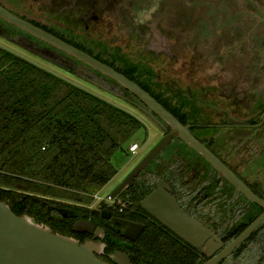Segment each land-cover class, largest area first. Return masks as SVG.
<instances>
[{"label":"flooded vegetation","instance_id":"obj_1","mask_svg":"<svg viewBox=\"0 0 264 264\" xmlns=\"http://www.w3.org/2000/svg\"><path fill=\"white\" fill-rule=\"evenodd\" d=\"M0 5L138 84L257 198H249L207 156L173 136L133 185L112 197L138 163L107 200L77 205L71 210L74 223L61 218L54 225L57 232L81 243H101L97 255L110 264H117V254L127 256L125 264H205L253 226L217 264H264V0H0ZM0 31L7 36L0 35L1 40L80 79L17 41L58 52L76 69L121 86L1 16ZM122 88L131 100L126 102L159 128L157 144L173 133L169 123ZM162 180L179 206L213 233L219 248L211 257L141 205L129 206L135 185L143 183L144 191L152 192ZM116 219L144 227L131 240ZM79 220L103 233L75 231Z\"/></svg>","mask_w":264,"mask_h":264},{"label":"trees","instance_id":"obj_2","mask_svg":"<svg viewBox=\"0 0 264 264\" xmlns=\"http://www.w3.org/2000/svg\"><path fill=\"white\" fill-rule=\"evenodd\" d=\"M142 126L128 110L0 46V201L17 215L54 232L61 218L72 225L71 210L91 205L114 179L112 158ZM134 188L133 208L151 193L143 183Z\"/></svg>","mask_w":264,"mask_h":264},{"label":"water","instance_id":"obj_3","mask_svg":"<svg viewBox=\"0 0 264 264\" xmlns=\"http://www.w3.org/2000/svg\"><path fill=\"white\" fill-rule=\"evenodd\" d=\"M0 16L33 36L81 60L88 66L100 71L102 74L111 77L121 86L115 85L103 76L98 77L90 70L76 69L70 62L64 61L65 59H63L58 52L42 48L30 41L22 39L17 41V44L20 46L63 69L72 70L73 73H77L79 77L85 79L88 83L114 97L131 102L130 98L124 94L122 87L127 88L173 128V133L162 139L148 155L137 164L130 175L113 192L112 197L118 195L126 187L133 185L139 173L159 154L169 143L170 139L173 136H178L204 156H207L217 169H219L238 189L243 191L249 198L257 201V198L252 193L241 186L239 179L232 175L223 164L209 156L207 150L193 139L190 133L177 121V119L138 84L130 81L111 67L95 60L72 45L67 44L52 34L10 13L1 5ZM0 35L6 36L1 31ZM139 107L142 108L141 106ZM142 109L157 121L151 112H148L145 108ZM141 207L193 247L198 249L203 248L204 254L211 257L218 250L219 247L213 238V233L179 206L165 180H162L157 188L142 200ZM115 221L125 227L124 237L131 240L136 239L144 227L142 224L128 220L116 219ZM252 229L253 226L232 242L223 252H220L205 264H217L222 258L226 257L237 244L244 240ZM74 230L77 232H95L96 237L100 232L103 233L102 229L97 228L95 230V226L91 222L84 220L77 221L74 225ZM101 248V243H81L72 236L54 232L51 227L38 223L32 216H19L13 212L8 203L0 201V264H110L98 257L97 253L100 252ZM116 256L117 264H125L127 261V256L124 254H117Z\"/></svg>","mask_w":264,"mask_h":264},{"label":"rangeland","instance_id":"obj_4","mask_svg":"<svg viewBox=\"0 0 264 264\" xmlns=\"http://www.w3.org/2000/svg\"><path fill=\"white\" fill-rule=\"evenodd\" d=\"M0 46H3L8 50H11L14 53L38 64L39 66L51 72H54L58 76H61L62 78H65L70 82L84 89H87L101 96L102 98L128 110L143 122L142 128L139 129L129 140L131 143L136 142L139 144L140 146L139 151L136 154L131 153L129 151L130 142L128 141L124 145V147L114 155V157L112 158V163L118 169V174L114 177V179L109 183L107 187H103V189H101L99 192L92 194L93 200L91 205L97 206L103 200H107V195L111 191L113 192V188H115L119 183H121L123 179L128 175V173L132 170V168L137 163L142 161L143 158L147 155V153H149V151L157 144L160 138L159 128L150 118L146 117L140 111H138L133 106H131L128 102L120 98L114 97L108 93H105L104 91L94 87L93 85H90L89 83L74 76L73 74L65 72L41 59H38L37 57L31 55L30 53L25 52L1 39H0Z\"/></svg>","mask_w":264,"mask_h":264},{"label":"built area","instance_id":"obj_5","mask_svg":"<svg viewBox=\"0 0 264 264\" xmlns=\"http://www.w3.org/2000/svg\"><path fill=\"white\" fill-rule=\"evenodd\" d=\"M139 149H140V146L136 142H134L129 148L130 152L133 154H136L139 151Z\"/></svg>","mask_w":264,"mask_h":264}]
</instances>
